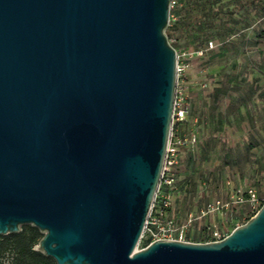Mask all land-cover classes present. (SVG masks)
Returning <instances> with one entry per match:
<instances>
[{"label": "water", "instance_id": "1", "mask_svg": "<svg viewBox=\"0 0 264 264\" xmlns=\"http://www.w3.org/2000/svg\"><path fill=\"white\" fill-rule=\"evenodd\" d=\"M171 0H0V234L56 264H264V201L222 239L136 249L176 87Z\"/></svg>", "mask_w": 264, "mask_h": 264}, {"label": "rangeland", "instance_id": "2", "mask_svg": "<svg viewBox=\"0 0 264 264\" xmlns=\"http://www.w3.org/2000/svg\"><path fill=\"white\" fill-rule=\"evenodd\" d=\"M166 34L178 53H190L181 76L190 121L181 129L198 137L179 153L168 212L183 227L181 240L213 241L264 201L245 195L251 187L264 199V0H172ZM17 258L10 247L0 264Z\"/></svg>", "mask_w": 264, "mask_h": 264}, {"label": "built area", "instance_id": "3", "mask_svg": "<svg viewBox=\"0 0 264 264\" xmlns=\"http://www.w3.org/2000/svg\"><path fill=\"white\" fill-rule=\"evenodd\" d=\"M198 52L201 53V51ZM188 56H190V53L180 54L176 51V87L172 108L171 126L159 183L141 234L142 237L144 233H146L147 238L150 239L148 244L160 238L181 240V235L183 233V227L176 224L174 217H172L168 211L176 189L175 167L178 162L179 153L182 149L193 148L198 140L196 132L192 131L185 133L181 129V126L184 123L190 121V106L188 103L187 85L181 79V76L186 70V59ZM236 193L238 194L239 190H236ZM245 195L246 199L250 202H259L264 200L259 199L255 189L251 187L246 189ZM217 204L219 205L218 201ZM205 209L207 211L216 210V200L207 202ZM226 235L218 237L216 240L222 239ZM1 264H10V262L3 261Z\"/></svg>", "mask_w": 264, "mask_h": 264}, {"label": "trees", "instance_id": "4", "mask_svg": "<svg viewBox=\"0 0 264 264\" xmlns=\"http://www.w3.org/2000/svg\"><path fill=\"white\" fill-rule=\"evenodd\" d=\"M167 37L169 40V36ZM42 235L36 227L29 224L22 225L19 232L0 234V256L12 247L18 256L14 264H56L53 258L34 249ZM149 241L146 238L145 245Z\"/></svg>", "mask_w": 264, "mask_h": 264}]
</instances>
